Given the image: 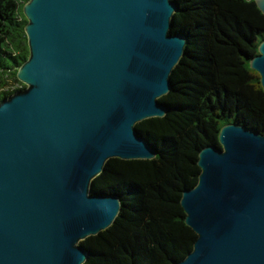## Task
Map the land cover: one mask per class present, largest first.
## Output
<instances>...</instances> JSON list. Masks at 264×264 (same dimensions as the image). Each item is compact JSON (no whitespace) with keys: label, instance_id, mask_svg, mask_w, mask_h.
I'll use <instances>...</instances> for the list:
<instances>
[{"label":"water","instance_id":"obj_1","mask_svg":"<svg viewBox=\"0 0 264 264\" xmlns=\"http://www.w3.org/2000/svg\"><path fill=\"white\" fill-rule=\"evenodd\" d=\"M264 14V0H254ZM171 0H29L24 89L0 101V264H84L81 242L111 227L120 199L93 192L112 159L152 161L138 133L163 118L160 99L186 40ZM264 88V41L250 61ZM198 154L183 191L196 235L174 264H264V134L236 124Z\"/></svg>","mask_w":264,"mask_h":264},{"label":"trees","instance_id":"obj_2","mask_svg":"<svg viewBox=\"0 0 264 264\" xmlns=\"http://www.w3.org/2000/svg\"><path fill=\"white\" fill-rule=\"evenodd\" d=\"M0 0V101L24 89L17 72L28 59L23 6ZM172 33L186 40L171 75V92L159 101L163 118L139 123L156 151L152 161L110 160L93 180V192L121 201L115 223L81 242L84 264H174L192 251L196 235L185 224L183 191L198 182L199 152L220 148L223 126L264 134V88L250 61L264 41V14L254 0H171Z\"/></svg>","mask_w":264,"mask_h":264}]
</instances>
